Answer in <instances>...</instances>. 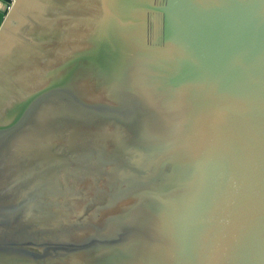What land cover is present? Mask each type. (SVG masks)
<instances>
[{
  "label": "water",
  "instance_id": "1",
  "mask_svg": "<svg viewBox=\"0 0 264 264\" xmlns=\"http://www.w3.org/2000/svg\"><path fill=\"white\" fill-rule=\"evenodd\" d=\"M0 264H264V0H0Z\"/></svg>",
  "mask_w": 264,
  "mask_h": 264
}]
</instances>
